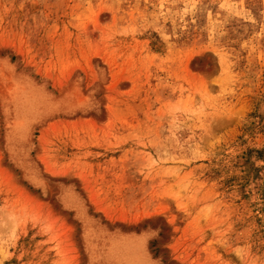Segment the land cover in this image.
<instances>
[{
  "label": "rangeland",
  "instance_id": "obj_1",
  "mask_svg": "<svg viewBox=\"0 0 264 264\" xmlns=\"http://www.w3.org/2000/svg\"><path fill=\"white\" fill-rule=\"evenodd\" d=\"M0 264H264V0H0Z\"/></svg>",
  "mask_w": 264,
  "mask_h": 264
}]
</instances>
